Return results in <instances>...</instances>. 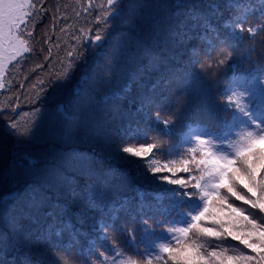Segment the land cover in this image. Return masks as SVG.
Returning <instances> with one entry per match:
<instances>
[{"label": "snow or ice", "instance_id": "1", "mask_svg": "<svg viewBox=\"0 0 264 264\" xmlns=\"http://www.w3.org/2000/svg\"><path fill=\"white\" fill-rule=\"evenodd\" d=\"M257 2L264 17V0ZM183 3L184 0H176L177 11L173 13L172 23L157 20L152 24V44L162 48L165 58L151 55L147 49L143 53L149 58L147 65L133 57L134 70L129 73L127 84L101 99L102 105L111 107L121 121L126 115L122 109L127 101V115L135 120V126L129 121L123 140L112 155L128 165L135 166L139 162L144 166V171L150 172L157 181L179 186L155 194L158 205H163L165 199L170 202L168 206L157 209L158 214L166 218L165 221L157 220L156 225H168L158 239L166 242L159 245L147 243L149 237L156 235V229L149 223L151 216L144 218L149 204L144 200L143 192L137 193L139 200L135 209L131 206L130 198L107 197L111 190L108 172L97 175L89 169L88 182L82 188L71 189L70 203L75 209L73 215L79 223L92 226L97 240H110L109 229L127 232L134 254L143 257L140 260L129 259L128 264H168L169 261L172 264H264V69H257L254 64L253 71L258 75H252L247 82L234 80L224 89V111L231 113V118L223 120L221 130L215 134L203 130L189 131L184 142L193 146L186 150L187 158L161 163L152 155L154 150L163 148L161 141L138 146L124 142L148 140L151 133L159 137L171 135L174 129L170 125L175 113L167 119L161 114L170 90L187 86L198 95L204 93L200 76L189 71V68L194 69L197 65L202 71L205 68H220L232 56L227 49L235 51L245 32L251 34V40H256L258 32L264 33V25L245 27L247 16L242 19L232 14L236 0H223V8L221 0H202V3L198 2L187 9ZM107 5V15L112 16L113 20L117 19L123 0H107ZM129 7L139 9L144 5L137 3ZM225 11L229 16L221 21ZM44 15L51 14L47 5L40 0H0V78L7 69L2 54L7 51L5 45L12 47L17 55L31 52L30 39L39 23L36 17L43 19ZM51 18L56 19L55 16ZM214 18L221 22L214 23ZM111 22L105 16V25ZM88 35L85 33V36ZM25 36L29 39H25ZM104 38L97 31L91 35L86 47L78 46V50L69 51L67 71L60 76L53 74L42 91L46 92L48 87L70 80L87 47L92 46V41L102 47L100 42ZM46 39L50 41V38ZM193 40L195 44L191 43ZM260 43L264 46V40ZM12 58L15 59V56ZM261 59L264 60V55ZM112 71L109 66L108 72ZM152 73L157 75L148 85L145 81L152 78ZM133 85L138 88L136 96L132 95ZM4 87L0 83V88ZM182 98L177 96L173 103L179 107ZM15 128V123H12L9 131L18 140L31 136V133L27 136L18 134ZM96 131L103 140L109 139L103 129ZM108 146L111 147V144ZM174 154L179 155L170 148L169 155ZM164 172L168 175H157ZM178 173L188 174L187 179L178 177ZM58 179L53 176L51 182L55 183ZM68 183L75 185L76 182L68 179ZM98 192L103 195L98 196ZM234 201L249 207L237 206ZM0 206H6L5 214L13 231H23L22 222L25 220L40 226V239L47 243L54 254L55 264H69L70 261L72 264H124L121 260L123 253L116 247L111 248L112 255L109 257L98 250L95 241H89L87 247L81 245L79 238L84 233L70 220L62 219L67 206L58 202L49 206L47 199L34 186L26 185L6 193L0 197ZM185 206L189 209L187 212H184ZM46 207L47 211H44ZM122 215L132 219L140 216L141 242H145L142 250L133 229L116 228ZM229 238L239 241L245 249L251 250V254L238 246H206L205 243ZM6 239V234L0 233V264H14L6 262ZM93 256L96 260L92 259Z\"/></svg>", "mask_w": 264, "mask_h": 264}, {"label": "trees", "instance_id": "2", "mask_svg": "<svg viewBox=\"0 0 264 264\" xmlns=\"http://www.w3.org/2000/svg\"><path fill=\"white\" fill-rule=\"evenodd\" d=\"M40 2L47 5L48 13L51 15H44L43 19L40 16L36 17L39 23L36 24L30 39L32 51L10 65L2 81L5 87L0 92V197L26 185L34 186L38 193L47 199L49 206L56 202L67 206L62 219L70 220L84 233L79 238L81 245L87 247L89 241H95L98 250L109 257L112 255L111 248L116 247L123 253L121 260L124 264H128L129 259H143L134 254V249L129 244L130 237L125 231L109 229L110 240L106 242L97 240V233L92 226L89 223H79L73 215L75 209L70 203V191L73 187L82 188L88 182L89 169L97 175L108 172L111 190L107 197L130 198L131 206L135 209L139 200L137 193L143 192L144 200L149 204L145 209L147 215L144 218L151 216L149 223L156 229V235L149 237L147 243L155 242L159 245L166 242L158 239L168 225H156L157 220L165 221L166 218L159 215L157 209L168 206L170 202L165 199L163 205H158L155 194L179 186L157 181L150 172L144 171V166L139 162L135 166L128 165L112 155L117 145L122 142L124 129L129 121L131 120L135 126V120L127 115L129 108L127 101L124 102L122 109L126 115L121 121L111 107L102 105L101 99L105 94L127 84L129 73L134 70L133 57L147 65L149 58L143 56L147 49L151 55L165 58L162 48L152 44V24L157 20L165 24L172 23L173 13L177 11L176 0H123L120 16L115 20L107 15L109 11L107 0H40ZM198 2L202 3V0H184L183 7L187 9ZM137 3H142L144 7L139 9L129 7ZM221 6L223 8V0ZM259 9L257 0L251 2L236 0L232 14L242 19L247 16V23L244 26L258 28L264 25V17L261 16ZM52 16L56 19H52ZM105 16L112 21L107 26ZM228 16L229 13L225 11L221 21ZM221 21L213 19L217 24ZM97 31L105 37L100 42L102 47L96 46V42L92 41V46L87 47L84 58L76 64L71 79L64 84L57 83L48 87L46 92L42 91L53 74L60 76L67 71L70 59L68 52L78 50V46L86 47L91 35ZM85 33L89 35L85 36ZM250 35L244 33V38L239 41L235 51L232 48L227 49L232 52V56L222 67L205 68L203 71L198 65L194 69L189 68V71H194L200 76L203 95H198L187 86L170 90L161 114L167 119L169 115L175 113L172 117L173 124L170 125L174 129L171 135L159 137L156 133H151L148 140L124 142L138 146L141 143L161 141L163 148L154 150L152 155L161 163H165L169 160L187 158L186 150L193 146L184 142L189 131L203 130L213 134L219 132L222 121L231 118V113L224 111V89L234 80L247 82L251 80L252 75H258V72L253 71L254 64L257 69H264V60L261 59L264 55V46L260 43L264 40V33L258 32L256 40L249 39ZM24 38L29 39L27 36ZM46 38H50V41ZM191 43L195 44L196 41L193 40ZM109 66L113 69L111 73L108 72ZM156 75L157 73H152V78L145 83L150 85ZM137 93L138 88L133 85L132 95L136 96ZM177 96L183 97L179 107L173 103ZM18 108L21 109L19 113L15 112ZM132 111H135V106L132 107ZM12 123H15V131L18 134L27 136L31 133V136L18 140L9 131ZM97 129H103L109 139L103 140L97 134ZM170 148L173 153L179 155L170 156ZM138 172L141 174L138 175ZM53 176L59 177L55 183L51 182ZM178 177L187 179L188 174L178 173ZM68 179H74L75 185L68 183ZM97 195L103 194L98 192ZM234 202L237 206L246 209L249 207L242 205L240 201ZM188 210L185 206L184 212ZM6 211V206H0V233L6 234L7 237L6 262L55 264L54 254L47 243L40 239V226L25 220L22 222L23 231H13ZM44 211H47V207ZM122 227L134 230L135 239L142 250L145 242H141L140 216L132 219L128 215H122L117 221L116 228ZM205 243L206 246L209 244L238 246L240 250L251 254V250L245 249L239 241L230 238ZM92 259L96 260V257L93 256ZM168 264L172 262L169 261Z\"/></svg>", "mask_w": 264, "mask_h": 264}, {"label": "rangeland", "instance_id": "3", "mask_svg": "<svg viewBox=\"0 0 264 264\" xmlns=\"http://www.w3.org/2000/svg\"><path fill=\"white\" fill-rule=\"evenodd\" d=\"M5 47L7 48V51L6 52H3V58H4V62L7 64V69L4 73V76L3 78H0V83H2L4 77L6 76V73H7V70L8 68L10 67V65H12L14 62H16L17 60H20L21 58H23V56L26 54V53H23L21 52L20 54H16L13 50L12 47L10 46H7L5 45ZM15 56V59H13L12 57ZM24 88V87H23ZM3 90V88H0V92ZM19 109V108H18ZM18 109L15 111V112H18ZM21 111V109H19ZM19 111V112H20ZM18 112V113H19Z\"/></svg>", "mask_w": 264, "mask_h": 264}, {"label": "water", "instance_id": "4", "mask_svg": "<svg viewBox=\"0 0 264 264\" xmlns=\"http://www.w3.org/2000/svg\"><path fill=\"white\" fill-rule=\"evenodd\" d=\"M22 90H23V87H22ZM20 110L18 109V112H19Z\"/></svg>", "mask_w": 264, "mask_h": 264}]
</instances>
